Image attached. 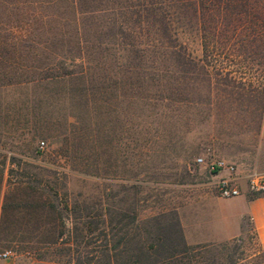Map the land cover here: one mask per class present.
<instances>
[{
    "label": "rangeland",
    "instance_id": "obj_1",
    "mask_svg": "<svg viewBox=\"0 0 264 264\" xmlns=\"http://www.w3.org/2000/svg\"><path fill=\"white\" fill-rule=\"evenodd\" d=\"M125 1L146 0L94 3ZM147 1L188 22L175 25L181 47L136 43L150 28L119 35L128 13L0 0V264H94L105 238L120 243L117 264H188L184 245L203 247L191 264H264L250 229L186 238L222 231L221 208L235 203L207 162L264 172V47L235 48L227 31L204 50L187 1Z\"/></svg>",
    "mask_w": 264,
    "mask_h": 264
},
{
    "label": "trees",
    "instance_id": "obj_2",
    "mask_svg": "<svg viewBox=\"0 0 264 264\" xmlns=\"http://www.w3.org/2000/svg\"><path fill=\"white\" fill-rule=\"evenodd\" d=\"M184 1L188 2L186 6H189L188 13L192 19L187 17V15H185V17L189 18L190 21H193L198 27L201 45L204 50L213 44L211 41L212 36L219 38L226 37L228 34L227 31H230L231 33L230 38L232 39V44L235 48L247 49L260 45L264 47V32L260 29L259 25L261 22L264 23V11H260L263 7L254 5V3H241L239 2L240 0L237 2L230 0H181L180 2ZM78 2H84L85 11L91 13L99 11L107 13L108 17H110V15L111 17H114L115 15L128 13L132 17H135L134 26H130L128 23L121 21V28L118 33L119 35H122L127 29L131 32V35H134V37H136L135 34L145 36L147 33L146 30L148 28L152 29L155 35L154 37H150L151 39H147L148 41H136V43L142 45L143 47L148 48L159 46L172 48L174 50L177 46L181 47V44L178 42L177 35L175 34V25H178V23L187 24L188 22H180L181 16L175 17L176 19H174V11H171L172 8L174 9L173 6H168L169 14L166 17L162 16V18H159L162 14L159 13V7H157L159 5H155L154 2H148L147 0L143 3H131V1H129V3L126 1L125 3L114 2L112 5L109 4L107 6L101 5V3H94L95 0H73L74 4H78ZM180 6H183V3H180ZM181 14L183 13L181 12ZM114 19L115 18L109 19V21L113 23ZM125 25L126 27H124ZM109 31V36H114L113 31ZM134 42L135 41L127 42L125 40H120V43L124 46H135ZM161 77L162 76L159 75V78ZM6 199L7 198L5 197V201L2 205L3 214L9 207ZM19 206L20 204H15L12 207L18 208ZM28 206L31 208L33 207L32 204ZM4 229V226L1 225L0 237H2ZM7 232L11 235V237L7 235V239L13 241L16 239V235L21 231L10 229ZM104 240L105 241L99 245V256L94 264L119 263V257L114 253L111 255L110 251L113 250L114 252V250L118 249L120 243L109 246L107 238ZM201 248L203 247L184 245L181 253L190 254L188 255V264H191L193 261L200 262V260L197 259V257H199V253L196 255L194 252L200 250ZM143 250L146 251L149 250V248L142 246L139 253H142ZM193 253L196 256H194Z\"/></svg>",
    "mask_w": 264,
    "mask_h": 264
},
{
    "label": "crops",
    "instance_id": "obj_3",
    "mask_svg": "<svg viewBox=\"0 0 264 264\" xmlns=\"http://www.w3.org/2000/svg\"><path fill=\"white\" fill-rule=\"evenodd\" d=\"M226 174L227 170L221 169L214 176L220 177ZM230 198H234L235 203L230 207L221 208L224 218L222 231L217 230L214 234L202 237L196 233L195 235L189 233L186 238L191 243L223 241L242 235L250 229L254 232L259 246L264 248V195L241 194Z\"/></svg>",
    "mask_w": 264,
    "mask_h": 264
},
{
    "label": "built area",
    "instance_id": "obj_4",
    "mask_svg": "<svg viewBox=\"0 0 264 264\" xmlns=\"http://www.w3.org/2000/svg\"><path fill=\"white\" fill-rule=\"evenodd\" d=\"M43 144V142H41ZM197 162L203 163V158H197ZM211 170L226 169L227 174L217 177L215 181L216 192L222 197H234L249 193L251 195H264V172L252 171L242 176L238 174L233 165H228L223 161L215 160L206 163ZM3 257H8L9 252L2 253Z\"/></svg>",
    "mask_w": 264,
    "mask_h": 264
}]
</instances>
